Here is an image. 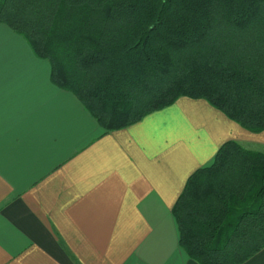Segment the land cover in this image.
<instances>
[{
	"label": "trees",
	"instance_id": "16d2710c",
	"mask_svg": "<svg viewBox=\"0 0 264 264\" xmlns=\"http://www.w3.org/2000/svg\"><path fill=\"white\" fill-rule=\"evenodd\" d=\"M0 24L104 133L180 98L264 131V0H0ZM171 212L191 260L244 264L264 249V152L225 142Z\"/></svg>",
	"mask_w": 264,
	"mask_h": 264
},
{
	"label": "crops",
	"instance_id": "0c3cea01",
	"mask_svg": "<svg viewBox=\"0 0 264 264\" xmlns=\"http://www.w3.org/2000/svg\"><path fill=\"white\" fill-rule=\"evenodd\" d=\"M231 140L264 151V131L187 98L104 133L0 24V264H197L171 210Z\"/></svg>",
	"mask_w": 264,
	"mask_h": 264
},
{
	"label": "rangeland",
	"instance_id": "374dc122",
	"mask_svg": "<svg viewBox=\"0 0 264 264\" xmlns=\"http://www.w3.org/2000/svg\"><path fill=\"white\" fill-rule=\"evenodd\" d=\"M242 131H244V132H246V133H250V134H253L252 132H249V131H247V130H244L243 128H241L240 126H238ZM262 152H264V151H262Z\"/></svg>",
	"mask_w": 264,
	"mask_h": 264
}]
</instances>
